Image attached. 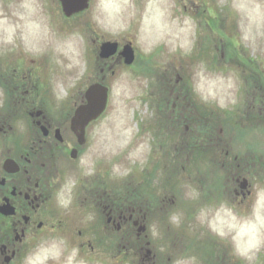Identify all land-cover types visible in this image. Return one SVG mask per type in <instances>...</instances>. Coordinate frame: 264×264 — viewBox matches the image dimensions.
<instances>
[{
  "label": "rangeland",
  "instance_id": "rangeland-1",
  "mask_svg": "<svg viewBox=\"0 0 264 264\" xmlns=\"http://www.w3.org/2000/svg\"><path fill=\"white\" fill-rule=\"evenodd\" d=\"M110 40L136 59L105 78L98 49ZM0 46V62L26 73L16 90L0 84V170L42 136L37 111L78 146L76 103L103 77L110 90L83 152L56 151L44 225L17 236L14 264L40 248L63 250L47 264L73 248L84 264H264V0H91L71 17L59 0H0ZM109 195L145 217L140 238L142 222L106 223Z\"/></svg>",
  "mask_w": 264,
  "mask_h": 264
},
{
  "label": "flooded vegetation",
  "instance_id": "flooded-vegetation-1",
  "mask_svg": "<svg viewBox=\"0 0 264 264\" xmlns=\"http://www.w3.org/2000/svg\"><path fill=\"white\" fill-rule=\"evenodd\" d=\"M3 60L4 62H0V84L3 83V86H6V88H9L11 91L16 90L20 87L21 79L24 77L26 78L25 68L23 69L20 65L19 67H12L10 58L9 60L3 58ZM101 60L104 63L101 70L105 78L106 72H111L112 65L114 66L117 63H123L121 56H113L112 58ZM114 60L115 62L113 63L112 61ZM5 64L12 67V72L2 71V65ZM104 77L103 82L105 81ZM84 99L85 96L83 95L81 101L76 103L74 110L72 111L70 117H68V120L71 121L76 107L84 103ZM38 112H40L39 116H41V120H34L33 125L37 132H41L40 129L44 124L48 130L47 134L44 135L42 133L41 136L40 133H38V137L31 142L32 145L30 147L27 149L24 148L14 157L11 156V158L15 159V161L19 164L20 170L18 172L7 173L3 166L2 170H0V204L5 198H10L11 202L16 207L15 216L9 218L11 219L10 221L13 223L12 225L14 227L12 231V240L10 239L11 237L9 238L10 240L8 239L6 241H3V238H0V264H14L13 262L20 254V249L17 248L14 243L19 234H22L24 238L26 237L28 231L31 230L32 226H35L36 224L44 225L42 221H37L38 219L36 218V214L41 213L43 206H45L53 197L55 175H57L59 170L56 163V157L58 155L56 151L59 149H65L63 156L68 157V154L70 153L69 150L77 147L78 157L81 151L83 152L82 149L85 145L89 143V131L92 123L86 127L85 144L83 146H77L74 140L72 142H66L65 140L63 142H58L55 133L57 130L63 131L62 127L48 124L46 121V114L42 111H37V115ZM33 114L34 113L31 115ZM39 123H41V125H39ZM2 129L3 128H1V130ZM74 137L77 141V136L75 134ZM98 190L99 189L92 190V195L94 191ZM107 192L108 190H106L105 187L104 193ZM107 199L104 200L106 205L101 207V211L103 214L106 213V223L112 229L121 230V228H124L131 222H133L135 227L134 221L136 220L140 223H144L145 228L147 229L145 217L140 216L138 213L134 212L133 209V212L128 213L129 210L126 204L121 202L117 204L116 202H113L110 195ZM146 229L144 232H146ZM6 232L10 233L9 230ZM136 232V235H138L139 233L137 228ZM140 237L141 236L138 235V238ZM84 244L85 243L82 245ZM146 256L150 257V255Z\"/></svg>",
  "mask_w": 264,
  "mask_h": 264
},
{
  "label": "water",
  "instance_id": "water-1",
  "mask_svg": "<svg viewBox=\"0 0 264 264\" xmlns=\"http://www.w3.org/2000/svg\"><path fill=\"white\" fill-rule=\"evenodd\" d=\"M91 0H60L64 14L67 17H71L77 13L83 12L89 8ZM119 50V44L116 41H106L102 43L100 47V56L102 59L110 58L114 56ZM120 55L124 58L126 64L131 65L135 61V50L131 43L126 44L120 51ZM85 97L87 102L79 106L75 112V115L71 121V129L77 135L79 144H84L85 129L86 126L98 119L107 108L109 100V89L107 86L101 83H95L89 86L86 90ZM40 115V112H38ZM45 134H47V127H42ZM56 137L58 140L63 141V137L60 130L56 131ZM77 151L73 150L71 156L75 158ZM4 168L7 172H17L19 167L13 159H7ZM248 180L243 179L241 181V188H247ZM0 212L6 216H12L16 213L15 206H13L9 199L5 200V203L0 206ZM145 227H141L140 230H144Z\"/></svg>",
  "mask_w": 264,
  "mask_h": 264
},
{
  "label": "clouds",
  "instance_id": "clouds-1",
  "mask_svg": "<svg viewBox=\"0 0 264 264\" xmlns=\"http://www.w3.org/2000/svg\"><path fill=\"white\" fill-rule=\"evenodd\" d=\"M58 203L62 207H67L70 204V199L65 196L64 191L62 190L61 193L58 194ZM63 250L62 249H56L54 254L50 255L49 250L45 248L37 249L36 252L30 253L28 256L24 259V264H47V259H59L60 255H62ZM79 250L76 248H73L69 255L67 256L65 260V264H84L82 260L77 261ZM38 254H42L44 256V259L42 261H38L37 257ZM243 254V253H242Z\"/></svg>",
  "mask_w": 264,
  "mask_h": 264
},
{
  "label": "trees",
  "instance_id": "trees-1",
  "mask_svg": "<svg viewBox=\"0 0 264 264\" xmlns=\"http://www.w3.org/2000/svg\"><path fill=\"white\" fill-rule=\"evenodd\" d=\"M206 131V130H205ZM211 134V133H210ZM206 135H207V133H206ZM208 138H210L211 139V135H209V137ZM193 148H195V147H193ZM193 150V149H192ZM214 152V151H213ZM212 152V153H213ZM198 155L203 159V157H205V155L206 154H200V153H198ZM206 159V158H205ZM2 216L0 215V218H1ZM1 227V226H0ZM5 236H7V235H0V237H5Z\"/></svg>",
  "mask_w": 264,
  "mask_h": 264
}]
</instances>
